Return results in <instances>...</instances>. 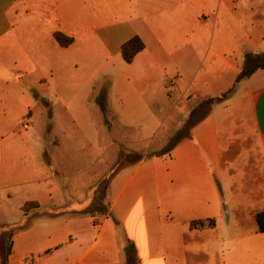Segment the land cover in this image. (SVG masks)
<instances>
[{"label":"crops","instance_id":"crops-1","mask_svg":"<svg viewBox=\"0 0 264 264\" xmlns=\"http://www.w3.org/2000/svg\"><path fill=\"white\" fill-rule=\"evenodd\" d=\"M195 3L0 0V112L8 113L0 127L104 106L123 130L156 122L155 105L172 88L176 104L196 103L183 132L195 108L233 87L166 154L131 166L122 187L126 169L101 182L85 158L104 188L78 201L51 179L64 172L4 170L6 264H264L255 223L264 211V70L237 81L247 58L264 62V0H210L199 13ZM56 34L71 44L61 47ZM135 36L145 48L127 64L121 47ZM211 219L213 228H190Z\"/></svg>","mask_w":264,"mask_h":264},{"label":"rangeland","instance_id":"rangeland-1","mask_svg":"<svg viewBox=\"0 0 264 264\" xmlns=\"http://www.w3.org/2000/svg\"><path fill=\"white\" fill-rule=\"evenodd\" d=\"M195 1L198 13L203 12L205 4L210 3V0ZM208 16H210L209 13ZM167 69L173 70L172 67ZM169 79L172 82L173 79L171 77ZM174 92L172 88L163 91L161 102L155 105L156 122L147 119L143 122L131 121L129 128L123 130L112 125L113 115L118 113L104 110V106L96 111L88 109L80 115L83 118L75 115L73 118V113L61 111L56 113L52 120L48 113H42L41 115H44L42 117L36 115L37 121L34 122L36 118L33 115L30 119L31 123L27 121L31 124L27 131L20 129L19 122L10 121L6 127H0V175L4 170L7 172L14 169H33V173H37L40 167L48 171L53 168L61 173L64 172V176L60 178H51L53 183L60 188L65 186L69 198L78 201L83 196L88 197L95 190L100 191L104 188V184L100 185L93 179V170L87 169L83 164L85 158L95 162L97 165L95 170L99 169L104 174L101 182L105 179L109 180L112 173L121 168L126 169L125 175L119 182L122 187L132 174L131 166L139 159L143 156L166 154L177 140L187 135L188 126L183 132L178 131L182 129L181 124L184 118L188 116L196 103L183 102L178 105ZM207 108L208 106H204L198 112V118L206 112ZM7 115V112H0L1 117ZM196 117L194 116L190 122H193ZM56 140L61 143L59 148L49 144ZM138 140L143 141L142 145L137 144ZM128 141L134 142L131 144ZM82 142H86V148H80ZM89 185L92 190L88 193L85 189ZM20 191L25 190L22 188ZM53 195L56 197L54 192ZM5 198L4 192L0 190V200ZM4 221L5 219L0 217V224ZM21 226L19 224L15 228L18 229Z\"/></svg>","mask_w":264,"mask_h":264},{"label":"trees","instance_id":"trees-1","mask_svg":"<svg viewBox=\"0 0 264 264\" xmlns=\"http://www.w3.org/2000/svg\"><path fill=\"white\" fill-rule=\"evenodd\" d=\"M55 40L61 47H67L72 42L70 39L64 37L61 34H56ZM144 48L145 46L143 42L141 41V39L135 36L122 45L121 57L125 63L130 64L135 58V56L139 54L140 52H142ZM257 70H264V62L247 58L246 67L237 77V81L243 78H248ZM232 91H233V87L229 89L226 93L222 94L219 98L208 99L206 101H203L197 108H195L190 113L189 119L186 122V126L190 125L191 119H193L194 116H196L198 112L203 109L204 106H209V105H212L213 103L221 102L227 99L231 95ZM29 206H30L29 204L25 205L23 207V211L27 212ZM255 223L257 226V231L261 234H264V211L256 214ZM214 226H215V221L212 219L205 220V221H194L190 223V228L197 229V230L210 229V228H213ZM4 240H5L4 236L0 237V264H6L7 257H8V255H5L4 253Z\"/></svg>","mask_w":264,"mask_h":264},{"label":"built area","instance_id":"built-area-1","mask_svg":"<svg viewBox=\"0 0 264 264\" xmlns=\"http://www.w3.org/2000/svg\"><path fill=\"white\" fill-rule=\"evenodd\" d=\"M29 123L27 121H23L21 123V126H20V129L23 130V131H27L29 129Z\"/></svg>","mask_w":264,"mask_h":264},{"label":"water","instance_id":"water-1","mask_svg":"<svg viewBox=\"0 0 264 264\" xmlns=\"http://www.w3.org/2000/svg\"><path fill=\"white\" fill-rule=\"evenodd\" d=\"M4 253H5V255H8V253H9V239H7V240L5 241V245H4Z\"/></svg>","mask_w":264,"mask_h":264}]
</instances>
